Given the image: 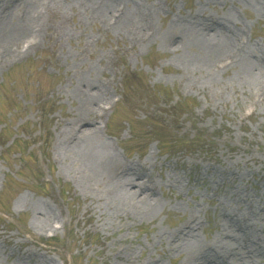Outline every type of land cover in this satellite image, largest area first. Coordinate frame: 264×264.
<instances>
[{
    "label": "rangeland",
    "instance_id": "374dc122",
    "mask_svg": "<svg viewBox=\"0 0 264 264\" xmlns=\"http://www.w3.org/2000/svg\"><path fill=\"white\" fill-rule=\"evenodd\" d=\"M39 2L34 34L0 38V264H264V0ZM82 81L104 88L90 114ZM109 152L153 191L87 192Z\"/></svg>",
    "mask_w": 264,
    "mask_h": 264
},
{
    "label": "bare ground",
    "instance_id": "6f19581e",
    "mask_svg": "<svg viewBox=\"0 0 264 264\" xmlns=\"http://www.w3.org/2000/svg\"><path fill=\"white\" fill-rule=\"evenodd\" d=\"M16 3H23L24 5H27L25 14L23 15V17L19 18L18 16H12L10 12L6 15V13L8 12L7 10L4 13H0V38L6 37L16 39L17 37L24 36V33L26 35V33L34 34L36 32L39 22V14L34 12L35 9L42 8V4H40L39 0H17ZM199 24L201 26V29L203 30L222 29L228 31V25L224 20H211L209 18H205L204 21L200 20ZM0 46L2 48V51L4 52V56H8L9 54H12L16 51V48H13V44L11 43H7L4 45L1 44ZM238 48L240 49V53L244 52L243 45L239 46ZM80 85L81 93L85 97L83 103L84 110H86L87 113L90 114L93 109V104H96V98L104 94V88L101 84H98L94 81H82ZM258 92H264L263 84L259 85ZM97 110L100 111L99 109ZM93 121H95V117L93 116L91 117V119L80 118L78 120L79 126H77L76 131L74 130L76 133L72 131V139L74 137L73 143L78 142V140H81L87 135L97 131L95 126L82 128L85 124H88L90 122L92 123ZM135 170L136 164L121 162L114 152H109L102 157L90 160L88 170L86 174L82 176V180L84 181L83 188L89 193L100 192L99 187L97 185L106 184L108 186V183L113 182L114 178H116L118 175H125L129 173L132 174L133 177L127 183L128 186L126 187V189L135 184L137 186L136 190L129 189V192L138 194H145V192L151 193L153 191V184L149 176L145 172H134ZM139 178L142 179L140 182H134V180ZM124 194H127V192H125ZM124 194L118 197L119 193L116 192V197L119 200H123ZM122 206H124V204ZM231 221L235 222V226L237 223V233L239 239L244 242L246 238L245 235L242 236L244 232L241 230H243L246 224L241 226L239 219L233 217L231 218ZM198 259H200L204 264H227V261L222 255L212 250H201L199 252ZM127 262L128 261H124L121 262V264H127Z\"/></svg>",
    "mask_w": 264,
    "mask_h": 264
},
{
    "label": "trees",
    "instance_id": "16d2710c",
    "mask_svg": "<svg viewBox=\"0 0 264 264\" xmlns=\"http://www.w3.org/2000/svg\"><path fill=\"white\" fill-rule=\"evenodd\" d=\"M158 94H160V93L158 92Z\"/></svg>",
    "mask_w": 264,
    "mask_h": 264
}]
</instances>
